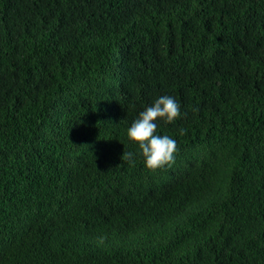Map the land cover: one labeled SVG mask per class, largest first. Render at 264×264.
Here are the masks:
<instances>
[{"label":"trees","instance_id":"1","mask_svg":"<svg viewBox=\"0 0 264 264\" xmlns=\"http://www.w3.org/2000/svg\"><path fill=\"white\" fill-rule=\"evenodd\" d=\"M163 95L153 172L127 130ZM65 188L23 264H264V0H0V264Z\"/></svg>","mask_w":264,"mask_h":264},{"label":"clouds","instance_id":"2","mask_svg":"<svg viewBox=\"0 0 264 264\" xmlns=\"http://www.w3.org/2000/svg\"><path fill=\"white\" fill-rule=\"evenodd\" d=\"M116 90V89H115ZM117 91V90H116ZM118 93H121L117 91ZM44 97V101H45ZM52 112L49 107L44 106V111L41 113L42 119L38 124L40 126L33 132L34 138L38 141H44L46 136L45 125L51 123L52 120H47L48 116ZM181 117V106L176 99L169 95H163L157 98L151 106H148L144 111L139 113L137 119L131 124L127 130V136L130 140L138 144L141 154L144 157L145 165L148 169L155 172L159 169L166 167L170 168L175 164L176 153L178 152V144L175 139L168 135L157 134L158 123L157 121H163L166 124L174 123ZM186 129L181 128L179 130L180 135L186 134ZM122 160L127 161L130 165L135 164L134 153L125 152L123 153ZM61 180H66L62 177ZM59 184H57L58 186ZM67 188L62 189L60 192H56L52 195L54 200L51 205L49 201L46 203V212H41L44 217L43 224L39 223V229L41 231V238L34 241H27L26 249L23 251L22 257L16 261L15 264H23L22 259L25 254L43 249L48 250L44 246L45 238L54 235V232L58 233L56 225L59 219V205L58 198ZM50 204V206H49ZM59 234V233H58ZM58 242L59 237H56ZM102 242V241H101ZM39 264H48L47 262H39ZM90 264V263H87Z\"/></svg>","mask_w":264,"mask_h":264},{"label":"bare ground","instance_id":"3","mask_svg":"<svg viewBox=\"0 0 264 264\" xmlns=\"http://www.w3.org/2000/svg\"><path fill=\"white\" fill-rule=\"evenodd\" d=\"M86 244H87V241H86Z\"/></svg>","mask_w":264,"mask_h":264}]
</instances>
